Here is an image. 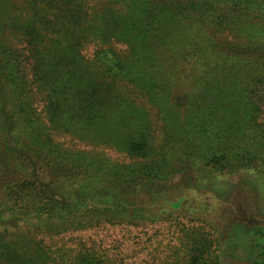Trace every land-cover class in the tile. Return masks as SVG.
Segmentation results:
<instances>
[{"label":"trees","instance_id":"16d2710c","mask_svg":"<svg viewBox=\"0 0 264 264\" xmlns=\"http://www.w3.org/2000/svg\"><path fill=\"white\" fill-rule=\"evenodd\" d=\"M91 1L0 0V264H114L54 241L264 179V0Z\"/></svg>","mask_w":264,"mask_h":264},{"label":"rangeland","instance_id":"374dc122","mask_svg":"<svg viewBox=\"0 0 264 264\" xmlns=\"http://www.w3.org/2000/svg\"><path fill=\"white\" fill-rule=\"evenodd\" d=\"M180 1L145 0L144 3L154 10H165ZM97 2L92 0L90 4ZM90 54V50L86 52ZM176 183V180L171 182L173 186ZM184 193L187 205L173 210L169 221L138 229L96 226L67 232L54 243L71 249L78 245L94 247L114 264H189L188 241L184 235L199 234L208 242L204 264H264L262 177L241 172L220 177L216 182L196 184L195 189ZM204 247L199 248V253ZM196 262L202 264V259Z\"/></svg>","mask_w":264,"mask_h":264}]
</instances>
